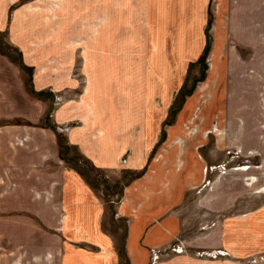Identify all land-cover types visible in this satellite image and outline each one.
<instances>
[{"label": "rangeland", "instance_id": "1", "mask_svg": "<svg viewBox=\"0 0 264 264\" xmlns=\"http://www.w3.org/2000/svg\"><path fill=\"white\" fill-rule=\"evenodd\" d=\"M33 1L35 0H20L16 7L26 6ZM53 1L58 4L62 0ZM111 1L116 4L121 0H103L100 11L103 18L106 13L104 8L110 6ZM219 1L209 0L208 26L212 21L211 27L214 29L219 26L228 28L226 24L233 18L235 30L231 27L234 36H230V41H237V27L244 28L243 24L246 21V26L249 24V27H252V24L260 26L264 20V0H225L226 6L228 3V7H231L230 14L227 12L222 14ZM146 2L148 4V0ZM95 6L94 0H78L74 5L76 11H80V17L77 15L76 20L85 22V27L80 25L79 29V33L84 29V38L90 36L92 29L90 26L97 20L94 17L98 10ZM35 7L37 6H32ZM127 7L126 13L129 16V5ZM236 8L239 12H234ZM48 10L49 4L44 3L39 11L42 14L47 13L46 17L51 18ZM110 16L115 17L116 27L126 25L127 19L120 21L117 11ZM212 29L210 28L211 32ZM258 30L260 34H264V26ZM121 32L125 34L124 31ZM228 33L230 34V31ZM5 34L0 32L1 72L18 66L24 90L27 96L33 99L34 107L39 105L35 100L37 99L47 101L49 108L44 111V122H33L37 110L27 105L23 98L20 119L16 118L9 122L0 118V190L6 187L5 192H8L17 184L15 173L12 171L13 165L21 161L23 169L31 164L39 166L35 156L39 158L41 152L47 150L49 142L46 133L40 130L50 129L55 133L61 162L95 184L93 186L98 198L103 200V204L107 202L106 206L112 211L115 222L121 221L118 219L121 214L119 215L117 202L123 198L125 191L123 185L128 180L130 215L133 212L137 213L135 216L146 215L149 211H146L145 203L154 198L163 200L164 206L154 215L159 213L168 215L170 218L167 219L166 225L175 229L176 233L169 240V244L149 248L147 264L151 263L150 257L155 252L160 256L156 264L175 256L196 258L202 264H264V91L259 94L255 91L258 78L252 77L259 72V68L254 66H261L263 79L260 80L261 84H264V44L251 46L246 33L241 32L244 45L240 46L236 42L234 49L232 48L234 67L224 79H218L214 74L208 73L207 59L202 63L198 60L189 62L181 85L175 87L174 83L175 93L160 127L159 138L153 147L143 153L142 166H134L129 168V171L124 170L122 172L124 184L121 182L112 184L104 172L98 175L88 160L69 146L65 136L69 132L57 131V127L68 125L71 129L79 127V121L54 120L56 111L70 99H76L78 95L70 93L66 88L56 90L48 87L42 91H35L32 81L35 65L23 61L21 52H17L8 44ZM149 40V53H155L159 47L154 43V38ZM116 41L109 43L115 46ZM231 43L229 39L226 40L228 48L232 46ZM79 47L73 50L71 69L72 76L77 77V94L86 84L85 77L80 73L84 67L81 59L86 55L83 46ZM116 50L119 53L117 57L119 61L109 64L113 66L112 71L117 73L113 74L112 80L107 83L113 85L120 83L121 90L124 91L125 84L132 80L129 77L130 73L136 75V70L138 71L141 65L129 59L140 57L142 48L138 45L134 47L119 45L115 47L114 51ZM216 52L217 60L219 55L221 57L222 49ZM103 53H108L106 48L103 49ZM218 61L217 70L221 72L224 65ZM242 61L246 67L244 72ZM89 66H92V62ZM105 69L107 70L108 66ZM109 76L106 74L104 79ZM133 80L138 81V78L134 76ZM170 80L177 82L178 78ZM102 84L106 85V82ZM244 84L253 87L247 88L245 92L244 88L241 89ZM56 96H61L63 103L55 107ZM155 102H158V99H155ZM181 111L184 113L179 116ZM12 112V109L0 108L2 116L8 114L6 116L8 117ZM13 125L22 128V141L17 140L14 143L15 150L23 149L20 157H16L17 160L6 156L2 148V135L9 131L3 127ZM148 135L150 139L153 132H149ZM130 155L131 152L125 154L120 163L123 164V161L126 163ZM40 166H46L45 159L40 160ZM95 179L97 183H94ZM1 195L4 196V193ZM170 199L174 200L171 202ZM37 203L40 205L35 207L30 205L3 207L4 204L0 203V264H62L64 255L61 253L65 243H69L73 249L71 255L69 251L67 252V261L70 257L74 259V251L78 252L81 248L80 241H73L75 237L71 233L78 231L75 230V225L67 221L68 215L64 206L60 203L46 206V203L40 200ZM24 217L32 221L24 220ZM118 223L120 228L123 226L126 228L124 222ZM106 230L110 232L108 224ZM22 241L30 243L31 246L28 243H21ZM41 250L52 253L43 255Z\"/></svg>", "mask_w": 264, "mask_h": 264}, {"label": "crops", "instance_id": "2", "mask_svg": "<svg viewBox=\"0 0 264 264\" xmlns=\"http://www.w3.org/2000/svg\"><path fill=\"white\" fill-rule=\"evenodd\" d=\"M77 1L62 0L55 4L53 0H35L26 6L16 7L20 0H0V32L7 34L8 44L17 52H21L23 61L35 65L32 75L35 91H42L48 87L56 90L66 88L70 93L78 95L76 99H70L56 111L54 120L79 121V127L72 128L65 135L67 143L88 160L98 175L104 172L112 184L118 182L124 184L122 172L129 171V168L134 166H142L145 152L153 147L159 138L160 127L175 93L174 83L175 87L181 85L189 62L199 61L200 56L208 50V73L214 74L218 79H224L234 67L232 48L234 49L236 42L240 46L244 45L241 32L246 33L251 46L264 44V34L258 32V29L264 26L262 19L260 26L256 24H252V27H249V24L246 26V21L243 24L244 28L237 27V41H230V36H234L231 27L235 30L233 18L232 21L228 20L226 24L228 28L219 26L214 31V27H211L213 22L211 21L209 26L207 22L209 0H148V4L146 0L128 2L121 0L116 4L111 1L110 6L104 8L106 12L104 18L100 12L103 0H94L98 9L94 15L97 20L90 26V29L92 27L90 36L84 38V29L81 33L79 29L80 25L85 27V22L76 20L80 13L74 8ZM219 2L222 14L224 12L230 14L231 7H228V3L226 6L225 0ZM44 3L49 4L51 18L46 17L47 13L42 14L39 11ZM128 5L129 16L126 13ZM115 11L119 13L120 21L127 19L124 27L114 25L115 17H111L110 14H115ZM236 11L239 12V9L236 8L234 12ZM128 25L129 27H126ZM209 27L213 28L212 32ZM150 38H154V43L159 47L155 53H149ZM228 39L232 42L230 48L226 45ZM114 40H117L115 46L110 45L109 41L112 43ZM119 45L129 47L138 45L142 48L140 57L129 59L141 65L139 70H136V75L130 73L129 77L132 80L125 84L124 91L121 90L120 83L114 85L107 83L112 80V75L117 73L112 71L113 66L109 63L119 61L118 50L114 51ZM79 46H83L86 55L81 59L84 67L80 70L86 84L77 94V77L72 76L71 69L73 50L80 48ZM105 48L107 54L103 53ZM221 49V57L219 55L217 60L224 68L218 72L215 57L217 58L216 51ZM91 62L92 66H89ZM241 63L244 64V72L245 62ZM104 65L108 66L107 70ZM254 67L259 68L258 74L252 75L258 78L255 91L258 94L263 93L264 84L262 85L260 80L263 79L262 68L258 65ZM106 74L110 76L104 79ZM134 76L138 81L133 80ZM0 77V95H4L0 96V108L13 110L8 117H6L8 114H4L0 115V118L9 122L16 118L20 119L24 98L27 105L37 110L33 122H44L43 114L49 108V104L47 101L35 99L39 105L34 107L33 99L27 96L24 90L18 66L9 71L0 70ZM172 78H178L177 82L171 81ZM104 81L106 85L102 84ZM251 87L253 86L244 84L241 89L244 88L247 92V88ZM155 99H158V102H155ZM184 111L179 112V116ZM3 128L9 131L2 135V148L6 156L17 160L16 157H20L23 149L15 150L14 143L17 140L22 141V128L15 125ZM40 131L46 133L49 142L47 150L41 152L39 158L35 156L39 166L31 164L23 169L21 161L13 165L12 171L15 173L17 184L8 192H5L6 187L0 190V203L4 204L3 207L23 205L35 207L40 205L37 203L38 200L45 202L46 206L62 204L68 215L67 221L75 225L74 228L78 231L71 233L75 237L73 241L81 242L79 251H74V259L70 257L67 258L68 261L67 252L69 251L71 255L73 249L69 243L64 244L61 253L64 255L62 264H147L149 248L169 244V240L176 233L175 229L166 225L170 217L161 213L154 215L164 206L161 198H154L145 203L146 211H149L146 215L135 216L137 213L134 212L130 215L129 180L126 181L123 185L125 190L123 198L117 202L119 215L121 214V217H118L121 221L118 222H124L126 225V228L124 226L120 228V223L113 220V213L106 206L107 202L103 204V200L98 198L93 186L95 184L61 162L55 133L50 129ZM149 132H153L150 139ZM129 152L131 155L126 159V163L121 164V158ZM41 159L46 160V166H40ZM94 183H97V179ZM3 193L4 196L1 195ZM173 200L170 199L171 202ZM24 220L32 221L26 217ZM107 224L110 232L106 230ZM41 252L43 255L52 253L43 250ZM158 264L202 263L196 258L175 256Z\"/></svg>", "mask_w": 264, "mask_h": 264}, {"label": "built area", "instance_id": "3", "mask_svg": "<svg viewBox=\"0 0 264 264\" xmlns=\"http://www.w3.org/2000/svg\"><path fill=\"white\" fill-rule=\"evenodd\" d=\"M61 103H63L62 101V97L61 96H56L55 99H54V106H60ZM70 126H65V127H57V131L58 132H61V133H66V132H69L70 131ZM123 163H125V161H123ZM178 248H181V247H178ZM159 254L157 252L155 253H152L151 257H150V261L151 263L150 264H156L157 261L159 260Z\"/></svg>", "mask_w": 264, "mask_h": 264}, {"label": "water", "instance_id": "4", "mask_svg": "<svg viewBox=\"0 0 264 264\" xmlns=\"http://www.w3.org/2000/svg\"><path fill=\"white\" fill-rule=\"evenodd\" d=\"M208 50H206L202 57L199 59V63L206 62Z\"/></svg>", "mask_w": 264, "mask_h": 264}]
</instances>
